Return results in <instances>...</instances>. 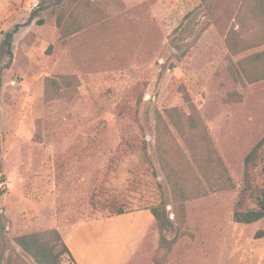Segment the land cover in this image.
<instances>
[{"label": "rangeland", "instance_id": "1", "mask_svg": "<svg viewBox=\"0 0 264 264\" xmlns=\"http://www.w3.org/2000/svg\"><path fill=\"white\" fill-rule=\"evenodd\" d=\"M91 1L109 18L64 43L53 12L63 6L46 0L48 9L28 24L40 0H0L1 264H35L16 237L52 229L63 237L76 224L71 241L99 253L78 264H154L157 229L149 209L162 199L171 204L155 148L156 113L186 109L182 89L236 188L187 204L188 235L165 264H264V219L233 221L245 159L264 137V81L243 87L228 69L225 38L241 0H214L205 8L208 20L201 22H216L217 29L209 28L185 56L193 38L180 50L172 42L185 29L194 37L200 30L186 20L198 0H122L121 9ZM16 25L9 59L3 43ZM59 76L77 77L79 87L46 103L44 81ZM231 92L243 101L226 104ZM254 172L253 183L263 187L264 173ZM121 206L129 213L114 215L111 207ZM144 228L149 235L135 253L136 230Z\"/></svg>", "mask_w": 264, "mask_h": 264}, {"label": "trees", "instance_id": "2", "mask_svg": "<svg viewBox=\"0 0 264 264\" xmlns=\"http://www.w3.org/2000/svg\"><path fill=\"white\" fill-rule=\"evenodd\" d=\"M101 1L116 9L124 7L122 0ZM198 1L199 4L194 12L188 13L186 20L188 22L193 20L196 28L201 25L200 30L195 37L192 30L185 29L183 32L180 30V36L176 37V33L174 35L176 39L174 38L172 42L175 49L180 50L181 43L185 44L191 37L193 38L182 51L183 56L196 47L208 29V23L201 22L200 18L206 14L208 19L204 6L210 0ZM40 2V5L32 12L28 24L38 17V13L48 9L49 4L46 0H40ZM54 3L52 8L63 6L61 9L54 8L53 12L56 27L60 31V40L64 43L86 28L104 22L110 16L108 11L91 0H54ZM37 24L43 25L44 21L39 19ZM20 28L21 25H16L13 31L5 34L2 52L9 59L14 57V38ZM225 45L229 51L228 69L237 84L245 87L264 81V50L248 54L264 47V0L242 1L236 21L225 38ZM240 56L243 57L235 61V58ZM79 84V79L74 76L47 77L44 81L45 102L52 103L65 96L68 97L71 91L77 90ZM182 94L186 109L171 108L166 109L164 114L156 113L155 148L161 171L171 191V204L162 199L158 205L149 209L159 234L158 249L153 257L154 264L167 263L174 246L188 235L186 230L189 202L236 188L198 107L186 90L182 89ZM242 101L243 96L239 92L228 93L224 99L226 104ZM175 133L185 148L182 147ZM255 170L264 173V137L245 159L244 185L233 215V221L236 224L251 225L264 219V186L259 187L253 183ZM169 206L172 207L171 212L168 210ZM111 208L116 216L129 213L125 206ZM171 215L175 216L174 220H171ZM174 231H177L175 236L169 237ZM260 235H264V231H260ZM258 236L259 233L257 238L261 239ZM15 243L35 264H64L66 260L71 264H78L56 229L18 236L15 238ZM4 250L1 251L2 254Z\"/></svg>", "mask_w": 264, "mask_h": 264}, {"label": "crops", "instance_id": "3", "mask_svg": "<svg viewBox=\"0 0 264 264\" xmlns=\"http://www.w3.org/2000/svg\"><path fill=\"white\" fill-rule=\"evenodd\" d=\"M214 0H210V2H208V4H206L205 6H204V8H207L208 6H210L211 5V3L213 2ZM242 1L243 0H241L240 1V3H239V5H238V9H237V11H236V14H235V18H234V22H232L231 24L230 23H228V32H229V30H230V28L233 26V24L235 23V21H236V15H237V13H238V10H239V8H240V6H241V4H242ZM208 14V13H207ZM209 16V15H208ZM202 18H206L205 16H203ZM208 18V17H207ZM205 20H208V19H205ZM204 20V21H205ZM207 23H208V29L206 30V32L209 30V28L210 29H213V28H216L217 29V24H216V22H214V23H212V25L208 22V21H206ZM237 29H239V26H237ZM205 32V33H206ZM228 32H227V34H228ZM204 33V34H205ZM204 34H203V36H204ZM202 36V37H203ZM227 36V35H226ZM260 49H262V50H260ZM263 49H264V47H262V48H259V49H256V50H253V51H251V52H249L248 54H251V53H254V52H259V51H263ZM257 50H259V51H257ZM243 57V56H242ZM140 213H142V212H137V213H135L134 215H136V214H140ZM143 214V213H142ZM77 225V224H76ZM76 225H74V226H71L70 228H68L66 231H64V234H63V239L65 240V242H67V244H68V246H69V249H70V251L72 252V254H73V256L75 257V259H76V261L78 260V262L79 261H83V260H86L87 258H89V255H91V253L93 252L95 255L97 254L95 251H93V250H90L89 248H87V247H83V243H81V239H74L73 241H71L72 240V231L74 230V227L76 226ZM151 226H155V220L154 221H151ZM136 232L138 233L137 235H138V238H136V246H137V250L135 251V253L138 251H140V247L144 244V242L146 241V238H147V236L149 235L148 234V232H147V229L146 228H144V230H136ZM154 240H155V242H154V245H155V251L158 249V245H159V234H158V231H155L154 232ZM77 240V241H76ZM99 254V253H98ZM97 254V255H98ZM96 255V256H97ZM133 256H135V254L133 255ZM98 257V256H97ZM98 260V259H97ZM129 261H130V259H129ZM124 262V261H123Z\"/></svg>", "mask_w": 264, "mask_h": 264}]
</instances>
